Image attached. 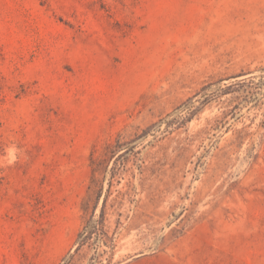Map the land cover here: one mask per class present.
I'll return each instance as SVG.
<instances>
[{"label": "rangeland", "instance_id": "1", "mask_svg": "<svg viewBox=\"0 0 264 264\" xmlns=\"http://www.w3.org/2000/svg\"><path fill=\"white\" fill-rule=\"evenodd\" d=\"M70 253L264 264V0H0V264Z\"/></svg>", "mask_w": 264, "mask_h": 264}, {"label": "trees", "instance_id": "2", "mask_svg": "<svg viewBox=\"0 0 264 264\" xmlns=\"http://www.w3.org/2000/svg\"><path fill=\"white\" fill-rule=\"evenodd\" d=\"M95 227L96 226L93 225L92 221L90 220L87 222V224L84 225L83 230L78 235V240H79L80 245H83L86 242H88ZM72 259H73V254L70 253L68 256L62 259V262L60 264H71Z\"/></svg>", "mask_w": 264, "mask_h": 264}, {"label": "clouds", "instance_id": "3", "mask_svg": "<svg viewBox=\"0 0 264 264\" xmlns=\"http://www.w3.org/2000/svg\"><path fill=\"white\" fill-rule=\"evenodd\" d=\"M9 162L11 163V160Z\"/></svg>", "mask_w": 264, "mask_h": 264}]
</instances>
